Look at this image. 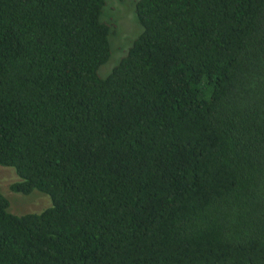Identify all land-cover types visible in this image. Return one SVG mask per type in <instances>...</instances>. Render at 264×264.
I'll use <instances>...</instances> for the list:
<instances>
[{"label":"trees","instance_id":"obj_1","mask_svg":"<svg viewBox=\"0 0 264 264\" xmlns=\"http://www.w3.org/2000/svg\"><path fill=\"white\" fill-rule=\"evenodd\" d=\"M0 0V264H264V0Z\"/></svg>","mask_w":264,"mask_h":264},{"label":"rangeland","instance_id":"obj_2","mask_svg":"<svg viewBox=\"0 0 264 264\" xmlns=\"http://www.w3.org/2000/svg\"><path fill=\"white\" fill-rule=\"evenodd\" d=\"M137 0H106L101 20L110 26L109 42L111 54L107 62L98 69L101 77H106L113 66L127 53L135 37L141 32L135 14ZM18 180L11 167L0 165V191L9 201V211L16 215L39 213L51 206L52 202L46 193L33 189L30 193L11 191L10 185Z\"/></svg>","mask_w":264,"mask_h":264},{"label":"water","instance_id":"obj_3","mask_svg":"<svg viewBox=\"0 0 264 264\" xmlns=\"http://www.w3.org/2000/svg\"><path fill=\"white\" fill-rule=\"evenodd\" d=\"M248 264H261V263H248Z\"/></svg>","mask_w":264,"mask_h":264}]
</instances>
